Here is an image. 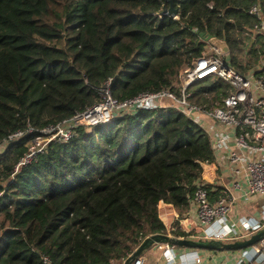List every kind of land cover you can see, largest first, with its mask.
I'll use <instances>...</instances> for the list:
<instances>
[{
  "label": "trees",
  "instance_id": "obj_1",
  "mask_svg": "<svg viewBox=\"0 0 264 264\" xmlns=\"http://www.w3.org/2000/svg\"><path fill=\"white\" fill-rule=\"evenodd\" d=\"M255 1L173 0L176 21L162 15L169 0H0V145L23 133L0 150V264H124L151 235L189 239L179 221L214 153L176 108L74 127L18 164L42 130L101 103L107 84L117 103L162 90L179 98L178 74L202 52L201 34L225 40L239 73L256 69L264 44L248 33ZM229 92L217 78L187 88L203 112ZM162 203L178 215L168 231Z\"/></svg>",
  "mask_w": 264,
  "mask_h": 264
},
{
  "label": "built area",
  "instance_id": "obj_2",
  "mask_svg": "<svg viewBox=\"0 0 264 264\" xmlns=\"http://www.w3.org/2000/svg\"><path fill=\"white\" fill-rule=\"evenodd\" d=\"M208 8H212V5H208ZM247 14L254 20L248 33L252 37L257 36L264 44V3L256 0L247 9ZM166 16L179 20L177 12L175 15ZM201 35L204 36H200L204 44L202 52L188 68L180 70L178 74L181 84L179 98L168 90H162L143 93L134 99L117 103L111 98L107 84L100 90L101 103L76 114L68 122L42 130L45 135L41 138L45 139L44 144L38 148L31 146L18 167L29 163L52 140H69L74 127L84 126L90 129L112 122L119 114L135 109L176 108L201 127H205L201 116L208 119L209 124L205 128H209L205 131L210 138L214 161L218 160L216 168L219 171L213 185L219 186L222 193L218 199H212L206 184L199 182L191 200L196 223L187 219L181 221L180 230L190 234L191 240L230 243L248 239L264 229V208L260 220L242 219L237 224L227 223L229 215L240 201L245 202L253 197L264 198V59L256 69L241 74L231 66L229 53L221 55L209 40L205 39L207 36ZM209 78H217L222 84L230 87V92L223 99L221 106L203 112L189 103L187 88ZM22 136V132L11 134L0 145V150ZM154 246L159 255L157 264H201V256L198 253L193 256L179 255L176 247L169 244ZM249 249L248 252L238 255L237 264H264V238ZM43 262L51 264L46 257ZM132 264L147 263L141 258H136Z\"/></svg>",
  "mask_w": 264,
  "mask_h": 264
},
{
  "label": "crops",
  "instance_id": "obj_3",
  "mask_svg": "<svg viewBox=\"0 0 264 264\" xmlns=\"http://www.w3.org/2000/svg\"><path fill=\"white\" fill-rule=\"evenodd\" d=\"M220 40H223V39H220ZM204 124H205L204 126H207L209 122L204 121ZM202 128L207 131L209 127L208 128L202 127ZM216 163H218V160H215L211 164L203 165L200 182L211 186L213 189H216V188L221 189L219 186L213 185L215 177L219 173V171L216 168ZM263 200H264L263 198L253 197L250 200L245 201V202L240 201L239 204L235 206L232 213L229 215L228 221H227L228 225L237 224L242 219H248V220H258L259 219L260 220L261 214L264 208ZM158 217L161 220V222L164 224L167 231L170 230L174 222L178 220V215L175 209L171 205L164 204V203L160 204L159 206ZM186 219L189 220L190 222L196 223V215H195L194 207L191 206L186 217L184 219H181L179 222L184 221ZM195 232L201 235L200 232L198 231H195ZM154 248L155 246H152L146 251H144L145 252V253L143 252L144 255L147 253V251L153 252L156 255V259H158L159 255L155 252L156 250ZM248 250L250 249L247 248L245 250H239V251H210V250H196V249L176 247V252L179 255L186 254L189 256H193L194 253H198L201 256V262H200L201 264H237L238 255L243 252H248ZM140 256L138 258H140ZM146 263L149 264L148 262ZM154 264H157V261Z\"/></svg>",
  "mask_w": 264,
  "mask_h": 264
},
{
  "label": "water",
  "instance_id": "obj_4",
  "mask_svg": "<svg viewBox=\"0 0 264 264\" xmlns=\"http://www.w3.org/2000/svg\"><path fill=\"white\" fill-rule=\"evenodd\" d=\"M173 0H169V8L164 10L162 15L170 14L175 15L176 11L172 8ZM202 36V35H201ZM205 39L209 40V43L215 47L221 55L228 54L229 48L224 40H220L211 36H207ZM262 238H264V229L253 234L250 238L234 241L230 243H223L219 241H207V240H191L186 238L174 237L168 234L165 235H151L147 237L135 251L124 261V264H132L133 260L138 258L147 248H150L156 244H169L174 247L196 249V250H210V251H239L245 250L257 244Z\"/></svg>",
  "mask_w": 264,
  "mask_h": 264
},
{
  "label": "rangeland",
  "instance_id": "obj_5",
  "mask_svg": "<svg viewBox=\"0 0 264 264\" xmlns=\"http://www.w3.org/2000/svg\"><path fill=\"white\" fill-rule=\"evenodd\" d=\"M201 120L203 121V125H205L204 124V121H208V119L206 118V117H202L201 116ZM209 122V121H208ZM206 127V126H205ZM55 140V139H54ZM44 142H45V139H41V138H37V139H35V141H34V144L32 145V147H41L43 144H44ZM264 199V198H263ZM264 201V200H263ZM145 253V252H144ZM144 253H142V255L140 256V258L142 259V257H143V260L145 261V262H148L149 264L151 263V264H154L156 261H157V259H156V255H155V253H153V252H148L147 251V253L144 255ZM154 255H153V254Z\"/></svg>",
  "mask_w": 264,
  "mask_h": 264
}]
</instances>
